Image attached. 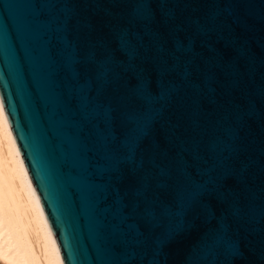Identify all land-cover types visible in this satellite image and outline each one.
Returning a JSON list of instances; mask_svg holds the SVG:
<instances>
[{"label":"water","instance_id":"95a60500","mask_svg":"<svg viewBox=\"0 0 264 264\" xmlns=\"http://www.w3.org/2000/svg\"><path fill=\"white\" fill-rule=\"evenodd\" d=\"M0 102L62 264H264V0H0Z\"/></svg>","mask_w":264,"mask_h":264},{"label":"bare ground","instance_id":"6f19581e","mask_svg":"<svg viewBox=\"0 0 264 264\" xmlns=\"http://www.w3.org/2000/svg\"><path fill=\"white\" fill-rule=\"evenodd\" d=\"M5 119L0 102V261L62 264Z\"/></svg>","mask_w":264,"mask_h":264},{"label":"rangeland","instance_id":"374dc122","mask_svg":"<svg viewBox=\"0 0 264 264\" xmlns=\"http://www.w3.org/2000/svg\"><path fill=\"white\" fill-rule=\"evenodd\" d=\"M0 264H4V263L0 261Z\"/></svg>","mask_w":264,"mask_h":264},{"label":"snow or ice","instance_id":"6c2138e0","mask_svg":"<svg viewBox=\"0 0 264 264\" xmlns=\"http://www.w3.org/2000/svg\"><path fill=\"white\" fill-rule=\"evenodd\" d=\"M5 122H7L6 119H5Z\"/></svg>","mask_w":264,"mask_h":264}]
</instances>
